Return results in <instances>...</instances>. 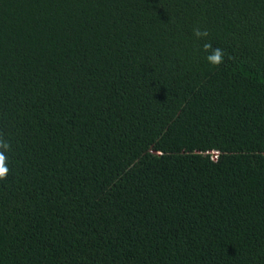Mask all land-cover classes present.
Instances as JSON below:
<instances>
[{"label":"trees","instance_id":"16d2710c","mask_svg":"<svg viewBox=\"0 0 264 264\" xmlns=\"http://www.w3.org/2000/svg\"><path fill=\"white\" fill-rule=\"evenodd\" d=\"M0 134V264H264V0H0Z\"/></svg>","mask_w":264,"mask_h":264},{"label":"clouds","instance_id":"9594fccd","mask_svg":"<svg viewBox=\"0 0 264 264\" xmlns=\"http://www.w3.org/2000/svg\"><path fill=\"white\" fill-rule=\"evenodd\" d=\"M193 34L197 38H206L209 36V32L205 29L202 30L199 27H195L193 29ZM204 51L211 50V54L206 57L208 62L214 66H219L224 62L225 52L223 49L219 47H213L211 42H207L204 44ZM11 150V144L9 141L3 138V135L0 134V180H6L7 176L10 172L8 166V156L7 152Z\"/></svg>","mask_w":264,"mask_h":264}]
</instances>
